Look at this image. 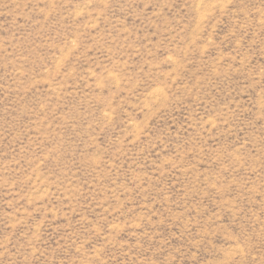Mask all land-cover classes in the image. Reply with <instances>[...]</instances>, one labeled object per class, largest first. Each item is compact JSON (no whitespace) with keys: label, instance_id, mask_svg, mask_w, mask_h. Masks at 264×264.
<instances>
[{"label":"rangeland","instance_id":"obj_1","mask_svg":"<svg viewBox=\"0 0 264 264\" xmlns=\"http://www.w3.org/2000/svg\"><path fill=\"white\" fill-rule=\"evenodd\" d=\"M0 264H264V0H0Z\"/></svg>","mask_w":264,"mask_h":264}]
</instances>
